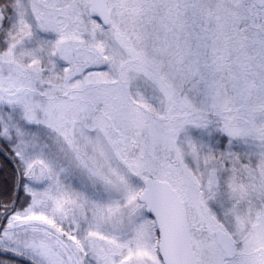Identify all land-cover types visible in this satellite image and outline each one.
Instances as JSON below:
<instances>
[{
    "label": "snow or ice",
    "instance_id": "obj_1",
    "mask_svg": "<svg viewBox=\"0 0 264 264\" xmlns=\"http://www.w3.org/2000/svg\"><path fill=\"white\" fill-rule=\"evenodd\" d=\"M0 264H264V0H0Z\"/></svg>",
    "mask_w": 264,
    "mask_h": 264
}]
</instances>
